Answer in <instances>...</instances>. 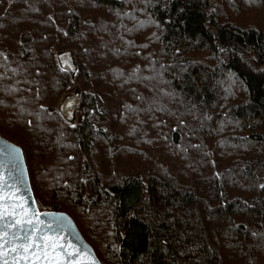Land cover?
<instances>
[{
	"label": "trees",
	"instance_id": "trees-1",
	"mask_svg": "<svg viewBox=\"0 0 264 264\" xmlns=\"http://www.w3.org/2000/svg\"><path fill=\"white\" fill-rule=\"evenodd\" d=\"M0 135L102 264H264V0H0Z\"/></svg>",
	"mask_w": 264,
	"mask_h": 264
},
{
	"label": "snow or ice",
	"instance_id": "snow-or-ice-1",
	"mask_svg": "<svg viewBox=\"0 0 264 264\" xmlns=\"http://www.w3.org/2000/svg\"><path fill=\"white\" fill-rule=\"evenodd\" d=\"M18 180L0 172V264H84L80 248L62 235H49L63 228L41 219L20 194Z\"/></svg>",
	"mask_w": 264,
	"mask_h": 264
},
{
	"label": "water",
	"instance_id": "water-1",
	"mask_svg": "<svg viewBox=\"0 0 264 264\" xmlns=\"http://www.w3.org/2000/svg\"><path fill=\"white\" fill-rule=\"evenodd\" d=\"M57 63L59 67L74 75L77 67L71 51H63L57 54ZM78 96V92L68 95L63 98L59 104V110L68 114V121L74 122L75 118V97ZM0 172H3L5 178L11 174L13 177H18V188L22 196H24L29 205L40 214V217L46 224L51 223L53 228L57 226L63 228L60 233H49V235L59 234L66 238V242L70 241L76 247L81 249L83 256L85 257L84 264H102L98 259L95 251L91 245L84 239L76 226L74 220L65 212L61 211H45L40 212L37 208L36 201L31 188L29 175L21 147L13 142L5 139L0 135ZM34 201V205L32 204Z\"/></svg>",
	"mask_w": 264,
	"mask_h": 264
},
{
	"label": "rangeland",
	"instance_id": "rangeland-1",
	"mask_svg": "<svg viewBox=\"0 0 264 264\" xmlns=\"http://www.w3.org/2000/svg\"><path fill=\"white\" fill-rule=\"evenodd\" d=\"M220 54L224 57H228L231 55H241V56H245L246 60L250 63L253 64V59L251 58L252 55L250 53H247L245 51H242V49L240 48L239 45H237L236 43H229L228 45H226L225 47L221 48L220 50ZM68 116V114H66ZM15 144V143H14ZM41 212V211H40ZM70 216V215H69ZM71 217V216H70ZM72 218V217H71Z\"/></svg>",
	"mask_w": 264,
	"mask_h": 264
}]
</instances>
